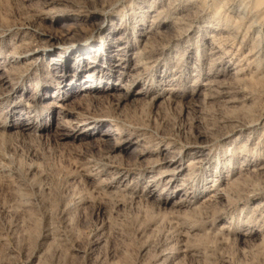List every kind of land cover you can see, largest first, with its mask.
Segmentation results:
<instances>
[{"label":"rangeland","instance_id":"1","mask_svg":"<svg viewBox=\"0 0 264 264\" xmlns=\"http://www.w3.org/2000/svg\"><path fill=\"white\" fill-rule=\"evenodd\" d=\"M0 264H264V0H0Z\"/></svg>","mask_w":264,"mask_h":264},{"label":"bare ground","instance_id":"2","mask_svg":"<svg viewBox=\"0 0 264 264\" xmlns=\"http://www.w3.org/2000/svg\"><path fill=\"white\" fill-rule=\"evenodd\" d=\"M99 50H100V48L98 49V51H99ZM68 51L71 52L72 50L69 48ZM68 51H67V52H68ZM101 55H102V54H101ZM87 57H89V58H86V59H89L91 62L93 61L92 59H93L94 56H88V55H87ZM108 58H109L110 61H111L110 64H112V65H115V64H116V66H118L117 63H114V59H115V58H114V59H113L112 57H108ZM54 60L56 61V64L60 62V61H59L60 59L55 58ZM90 61H81V63H80L78 66H76L75 68H76V69L83 68L84 66L91 64ZM103 61H104V60H103ZM59 64H60V63H59ZM61 66H62L61 69H62L63 71H66V72L69 71V67H64V64L61 65ZM73 67H74V66H73ZM86 67H87V66H86ZM93 68L95 69V71H96V70H99L97 65L93 66ZM117 69H119V68H117ZM79 71H80V70H79ZM114 71H115V70H114ZM120 72H122V70H121ZM98 86H99V85H96L95 88H99ZM112 88H113V87H112ZM112 91H113V90H112ZM29 121L31 122V120L28 119V121H27L28 123H26V124H29V123H30ZM31 123H32V122H31ZM26 124H25V125H26ZM109 130H110V131L107 130L108 132L105 131V132H103V133L106 134V135H107V134H108V135H111L112 133H110V132L112 131V129L109 128ZM113 131H114V130H113ZM101 132H102V131H101ZM101 132L98 131V133H101ZM115 136H116V135H115ZM109 137H110V136H109ZM123 148H124V147H123ZM166 156H167V155H166ZM168 157H169V156H168ZM194 157L196 158L197 156H194ZM163 160H164V159H163ZM165 160H166V158H165ZM181 161H182L181 157H179V156L176 155V156L171 157V158L167 161V164H166V165L168 166L169 169L177 170L178 167H179V165L181 164ZM166 173H167V172H166ZM168 177H169V176H168ZM172 179H173V178H171L170 180H172Z\"/></svg>","mask_w":264,"mask_h":264}]
</instances>
